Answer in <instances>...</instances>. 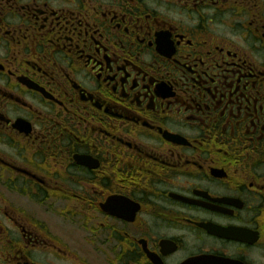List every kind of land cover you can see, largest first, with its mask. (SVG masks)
<instances>
[{
	"label": "flooded vegetation",
	"instance_id": "flooded-vegetation-1",
	"mask_svg": "<svg viewBox=\"0 0 264 264\" xmlns=\"http://www.w3.org/2000/svg\"><path fill=\"white\" fill-rule=\"evenodd\" d=\"M0 264H264V0H0Z\"/></svg>",
	"mask_w": 264,
	"mask_h": 264
},
{
	"label": "rangeland",
	"instance_id": "rangeland-1",
	"mask_svg": "<svg viewBox=\"0 0 264 264\" xmlns=\"http://www.w3.org/2000/svg\"><path fill=\"white\" fill-rule=\"evenodd\" d=\"M64 209H66V208L60 207L59 209L56 210L55 213L59 217L54 218V215H53L51 226L55 227V226H60V225H66L67 227L60 226L61 233H62V235H64L66 237V240H68V239L70 240L72 238H76L77 233L74 232L75 228L71 224L67 223L68 219L66 218V211H64ZM73 214H75V213H73Z\"/></svg>",
	"mask_w": 264,
	"mask_h": 264
}]
</instances>
